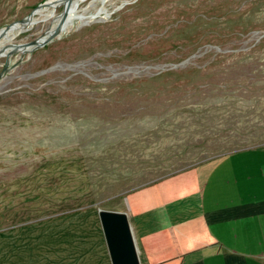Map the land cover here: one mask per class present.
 <instances>
[{
  "label": "rangeland",
  "instance_id": "rangeland-1",
  "mask_svg": "<svg viewBox=\"0 0 264 264\" xmlns=\"http://www.w3.org/2000/svg\"><path fill=\"white\" fill-rule=\"evenodd\" d=\"M40 1L0 0V26ZM67 1L10 42L44 33ZM75 13L94 15L0 54V264H54L69 225H91L79 210L126 211L134 189L264 144V0H81Z\"/></svg>",
  "mask_w": 264,
  "mask_h": 264
},
{
  "label": "crops",
  "instance_id": "crops-1",
  "mask_svg": "<svg viewBox=\"0 0 264 264\" xmlns=\"http://www.w3.org/2000/svg\"><path fill=\"white\" fill-rule=\"evenodd\" d=\"M143 186L126 210L140 264H264V144ZM79 212L91 225H69L68 256L54 264H110L107 247L102 256L87 250L104 240L98 215Z\"/></svg>",
  "mask_w": 264,
  "mask_h": 264
},
{
  "label": "water",
  "instance_id": "water-1",
  "mask_svg": "<svg viewBox=\"0 0 264 264\" xmlns=\"http://www.w3.org/2000/svg\"><path fill=\"white\" fill-rule=\"evenodd\" d=\"M46 1L47 0H42L38 2L20 19L1 25L0 37H2L8 28L14 27L15 25L18 26V30L24 28L29 23L33 10L38 5L45 3ZM66 15L67 5L64 3L58 22L54 27H52V29H50L49 32L46 34L41 33L40 35L25 41L14 42L10 51L17 50L20 46L23 48L29 47V49H33L45 44L53 37L58 36ZM5 47V44L0 46V53ZM97 215L107 247L110 264H140L126 211L121 209L99 207L97 209Z\"/></svg>",
  "mask_w": 264,
  "mask_h": 264
},
{
  "label": "bare ground",
  "instance_id": "bare-ground-1",
  "mask_svg": "<svg viewBox=\"0 0 264 264\" xmlns=\"http://www.w3.org/2000/svg\"><path fill=\"white\" fill-rule=\"evenodd\" d=\"M60 0H47L46 3L44 5H39L35 8L34 10V15L31 16V19L29 21L28 24H33V22H36L40 19H44L50 15L53 14V9L54 7L57 5V3L59 2ZM81 0H68L67 1V15L62 23V25L67 21L69 20L70 18H75V17H78V18H87V17H93L94 13H88V14H83V13H75V10L79 4ZM98 13H99V10H98ZM59 15H60V12L53 15V18H52V21L50 22L49 26L47 27L46 31L44 32V34H46L47 32L50 31V29H52V27H54L56 25V23L58 22V19H59ZM18 26L15 25L14 27H11V28H8L5 33L2 35V37H0V46L1 45H6V47L2 50L1 53H12L14 51H21V52H24V51H30L31 49H29V47H19L17 50H14V51H10L11 47H12V44L10 42V39L11 37L14 35L15 32L19 31L18 30ZM21 30V29H20ZM0 53V54H1Z\"/></svg>",
  "mask_w": 264,
  "mask_h": 264
}]
</instances>
